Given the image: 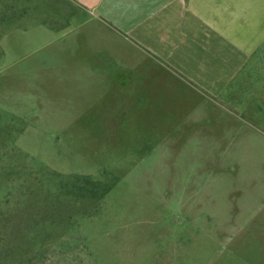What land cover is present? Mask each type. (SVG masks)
<instances>
[{
    "label": "rangeland",
    "instance_id": "rangeland-1",
    "mask_svg": "<svg viewBox=\"0 0 264 264\" xmlns=\"http://www.w3.org/2000/svg\"><path fill=\"white\" fill-rule=\"evenodd\" d=\"M84 9L0 0V264H264V111L89 80Z\"/></svg>",
    "mask_w": 264,
    "mask_h": 264
},
{
    "label": "crops",
    "instance_id": "crops-1",
    "mask_svg": "<svg viewBox=\"0 0 264 264\" xmlns=\"http://www.w3.org/2000/svg\"><path fill=\"white\" fill-rule=\"evenodd\" d=\"M77 3L93 16L76 53L92 65L89 80L129 81L117 86L134 94L192 95L196 106L209 97L223 107L219 98L230 96L231 111H264L255 103L260 97L264 107V0Z\"/></svg>",
    "mask_w": 264,
    "mask_h": 264
},
{
    "label": "trees",
    "instance_id": "trees-1",
    "mask_svg": "<svg viewBox=\"0 0 264 264\" xmlns=\"http://www.w3.org/2000/svg\"><path fill=\"white\" fill-rule=\"evenodd\" d=\"M109 179L106 182L97 181L90 177H80L76 178L75 184L81 185V192L90 193L93 197L102 199L108 195L111 189L117 184L118 179L112 175H107Z\"/></svg>",
    "mask_w": 264,
    "mask_h": 264
}]
</instances>
